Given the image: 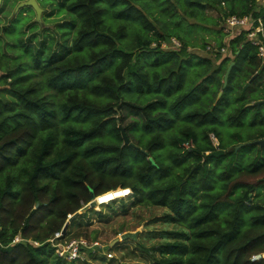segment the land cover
<instances>
[{"label":"trees","instance_id":"16d2710c","mask_svg":"<svg viewBox=\"0 0 264 264\" xmlns=\"http://www.w3.org/2000/svg\"><path fill=\"white\" fill-rule=\"evenodd\" d=\"M23 1L0 4V42L26 53L12 60L0 50V264L113 260L100 256L102 247L90 251L92 259L64 260L51 238L93 193L98 200L116 193L112 206L125 204L118 196L127 188L134 206L166 207L160 219L174 225L158 245L141 244L149 256L135 264H264V150L243 163L219 129L249 119L259 133L246 150L264 137V102L255 104L264 99V60L249 35L259 21L224 31L231 15L264 25V0H40L52 7L49 15L65 14L53 26L9 14L11 2ZM207 7L219 10V31L228 36L208 48L217 63L188 49L173 23L180 13L208 17ZM233 61L212 100L211 85ZM190 67L194 80L186 78ZM122 103L140 118L124 124Z\"/></svg>","mask_w":264,"mask_h":264},{"label":"rangeland","instance_id":"374dc122","mask_svg":"<svg viewBox=\"0 0 264 264\" xmlns=\"http://www.w3.org/2000/svg\"><path fill=\"white\" fill-rule=\"evenodd\" d=\"M262 1V0H261ZM10 2V1H9ZM14 2V0H13ZM13 2H11V5L9 6V14H18L19 17H17L21 23H24L27 19L30 17H36V19L39 21L41 25L44 26H53L54 24V18L55 17H63L64 13H55L53 15H49V12L52 10V7L47 5V8L43 5V2L40 0H35V3L37 6H33L26 10V12L23 14L20 11L21 5H14ZM1 4V0H0ZM16 6V7H15ZM15 8V9H14ZM14 10V11H13ZM207 13V14H206ZM20 14H23L24 16L20 17ZM205 14L208 17H184L182 13L178 14V17H174V24L176 26H179V29L182 30V32L188 36L190 45L188 46L191 51L195 52L198 55L201 56H208L211 57L214 61V63L218 62V57H216L215 50H208V48L212 49L210 46L211 44H214L213 47H218L220 45L221 40L227 39L228 36L223 35L224 31H226L229 27H225L224 31L219 29H222L223 20L220 21L219 17V10L213 7H207L205 10ZM202 16V15H201ZM167 20L170 19L169 17H166ZM214 21L219 22L216 24ZM154 30L150 31V35H153ZM177 43H179V40L176 38H173ZM4 41V39L2 40ZM206 42V43H205ZM1 43V42H0ZM206 44V45H205ZM164 46H169L163 41ZM6 48H3L5 47ZM166 46V47H167ZM0 50L9 57L11 56L12 60H15L14 58L17 57H23L25 56V52L16 47L13 46V44L7 43V44H0ZM174 60L170 59L168 65H173ZM217 65V64H215ZM229 67V66H228ZM1 70V69H0ZM193 71L194 68L190 67L188 71H186V78L191 77L193 80L195 79L193 77ZM224 74L225 69L222 70L221 73L217 74L218 80L215 81L214 84L211 86L214 87V90L210 95H212L214 100L217 97L218 90L222 86V81L224 80ZM1 76V71H0ZM4 87V84L0 81V88ZM255 91V90H253ZM261 90L258 89L257 93H251V95H260ZM222 95V94H221ZM145 97V96H144ZM132 101L137 102V100L132 99ZM120 113L122 117V122L125 123H131L135 121L136 119L140 118V113L138 112V109L134 106L122 103V105L119 107ZM264 114V109H263ZM249 119L245 123H242L241 125L232 126L233 124H219V129L221 131V138L226 145L225 148L231 149L232 145H241L239 147L240 151L238 153L237 158L240 156V160L243 163H249L250 160H252L257 153H263L264 145L259 147H255L252 150H246L249 149V147L243 145L247 142V138L249 136H256L259 133V129H256V126H251L248 123ZM255 133V134H254ZM214 143H218L217 137L212 134L211 135ZM242 139V140H241ZM246 139V140H245ZM243 145V147H242ZM258 145V144H253ZM263 147V148H262ZM236 151L238 149H235ZM232 151V150H231ZM126 191L125 193H127ZM264 193V190L262 191ZM110 195V194H109ZM132 195V190L128 194H124V196H118V198H124L125 204H122L120 200H116L115 203L111 206L109 205L110 199L117 198L112 197L105 199L102 197V201H106L104 204H101L100 202L95 205L91 206L90 203L84 205L80 212L84 213L82 214V223H77L71 226L70 232L64 239L62 240H56L57 237H52L51 241L53 243L61 242L62 244L68 242L72 238L75 237H85L89 241H95L99 240L103 245L111 244L113 247L112 249H109L106 245L103 247V249H99V254L102 256V254H107L108 257H112L113 260L107 259L104 261L100 260H94L96 264H135V263H146L147 256L144 251H142L141 247H152L153 245H158L163 241L161 238L160 233L164 231L167 228H172L174 226L173 224H168L164 222L163 218L165 214L168 212V209L166 207H160L153 204H138L136 206L133 205L132 199L130 196ZM96 198V197H95ZM77 217V216H76ZM75 217V218H76ZM159 218V219H158ZM72 221V220H71ZM70 225V224H69ZM126 230H138V236L135 240L126 238L124 241L121 240V233ZM142 244V245H141ZM89 252V251H88ZM109 252L112 253V255H109ZM92 253L86 254V259H92ZM52 255V254H51ZM55 256V254H54ZM53 256V257H54ZM56 260L58 257H55ZM52 264H55L52 262Z\"/></svg>","mask_w":264,"mask_h":264},{"label":"built area","instance_id":"2783aa9c","mask_svg":"<svg viewBox=\"0 0 264 264\" xmlns=\"http://www.w3.org/2000/svg\"><path fill=\"white\" fill-rule=\"evenodd\" d=\"M229 25L226 27L232 26H250L252 27L255 23V21H259L258 25L255 26V29L251 30L249 32V35L251 37H254L253 40L256 44L259 46L258 54L263 58L264 60V39H260L258 36V33L262 32L264 35V25L262 23V20L255 19L254 17H250V15H245L243 17H238L237 15H231L229 17H226ZM175 41V40H174ZM176 42V41H175ZM177 43V42H176ZM180 44V41L179 43ZM190 143H186V146H189ZM61 235V232H57L55 237ZM56 245V253L59 257H61L64 260H76V261H85L87 260L86 254H89L91 250L95 251L96 249L100 247H105L103 243H101L99 240L95 241H89L85 237H75L69 240L68 242L62 244L61 242L54 243ZM89 251V252H88ZM109 255H112L111 252H109ZM261 254H257L254 257H259ZM89 259V258H88Z\"/></svg>","mask_w":264,"mask_h":264},{"label":"water","instance_id":"95a60500","mask_svg":"<svg viewBox=\"0 0 264 264\" xmlns=\"http://www.w3.org/2000/svg\"><path fill=\"white\" fill-rule=\"evenodd\" d=\"M23 4L37 6V4L35 3V0H25V1L21 2V3L19 4V6H20V5H23ZM168 40H171V38L168 37ZM233 64H234V61L231 62L230 65H229V67L227 68V71H226V73H225V77H224V86H226L227 83H228L229 74H230V72H231V69H232ZM222 93H223V90H221V91L219 92L218 97H220ZM262 102H264V99L257 100V101L255 102V104L260 105ZM122 133H123V136H124V138H125V141H126V142H130L131 144H133V142L130 141L129 136H128L127 133H126L125 127H122ZM248 142L251 143V144H260V145L262 146V145H264V137H262V138H257V139H253V140H250V141H248ZM240 146H241V145L237 146V148H239ZM232 149H233V147H231L230 150H232ZM95 197H96V198H95ZM98 202H99V200L97 199V196H95V194L93 193V194H92V200L90 201V205H91V206H95V205L98 204ZM78 213H80V211H78V212H76V213H74V214H70V215H69L68 220L66 221V223H65V225H64V227H63V229L61 230V234H64V233L67 232L68 227H69V224H70V221H71L72 219H74V217H76ZM138 233H139L138 230H126V231H124V232L121 233L120 237H121V240H124V239H126V238L136 239L137 236H138Z\"/></svg>","mask_w":264,"mask_h":264},{"label":"bare ground","instance_id":"6f19581e","mask_svg":"<svg viewBox=\"0 0 264 264\" xmlns=\"http://www.w3.org/2000/svg\"><path fill=\"white\" fill-rule=\"evenodd\" d=\"M126 190H128V192L127 193H129L130 192V189L129 188H127ZM126 193V194H127ZM116 196V193H112V194H110V195H105V196H103L105 199H108V198H112V197H115ZM124 196V195H123ZM99 198H100V196H99ZM99 201H101L102 202V198L99 200ZM107 201V200H106Z\"/></svg>","mask_w":264,"mask_h":264},{"label":"clouds","instance_id":"9594fccd","mask_svg":"<svg viewBox=\"0 0 264 264\" xmlns=\"http://www.w3.org/2000/svg\"><path fill=\"white\" fill-rule=\"evenodd\" d=\"M130 189H131V188H130ZM127 194H128V193H127ZM113 199H114V198H113ZM110 200H112V199H110ZM107 201H109V200H107ZM99 202H100V203H104V202H106V201H102V202L99 201ZM99 202H98V203H99ZM89 203H90V202H89ZM59 232H61V231H59ZM56 233H57V232H56ZM55 235H56V234H55ZM61 235H62V234H61ZM59 236H60V235H59ZM59 236H57V237H59ZM253 258H255V257H253ZM256 258H258V257H256Z\"/></svg>","mask_w":264,"mask_h":264}]
</instances>
